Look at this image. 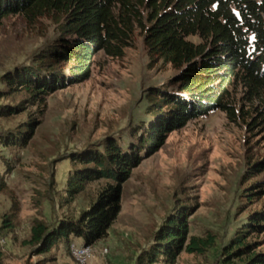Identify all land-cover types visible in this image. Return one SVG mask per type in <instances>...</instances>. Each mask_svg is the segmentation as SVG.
<instances>
[{"label": "trees", "instance_id": "1", "mask_svg": "<svg viewBox=\"0 0 264 264\" xmlns=\"http://www.w3.org/2000/svg\"><path fill=\"white\" fill-rule=\"evenodd\" d=\"M27 24H55L57 39L38 51L28 65L1 78L7 93L23 95L17 104L0 105V118L34 109L19 129L0 135L6 147L25 148L39 125L47 98L89 79L98 52L120 59L143 33L150 68L169 64L177 75L145 92L146 121L130 129L128 142L106 138L100 147L70 155L74 164L65 192L71 200L86 185L104 181L96 200L77 218L62 217L49 226L34 219L23 244L32 254H49L75 239L91 246L103 239L120 211L122 185L133 169L153 155L167 136L189 121L220 111L229 123H242L252 136L264 133V0H0V24L12 16ZM197 37L198 43L188 40ZM243 89L236 102L232 89ZM9 165L0 173V195L7 192ZM264 173V157L248 158L249 183ZM264 180L243 189L245 204L259 202ZM2 218L0 233L13 232L17 206ZM176 207L142 251L136 264H175L178 256L205 255L216 244L212 233L188 236V211ZM189 210V207L187 208ZM264 235V209L247 215L222 247L218 264H264L258 237ZM3 253L0 247V264Z\"/></svg>", "mask_w": 264, "mask_h": 264}, {"label": "rangeland", "instance_id": "2", "mask_svg": "<svg viewBox=\"0 0 264 264\" xmlns=\"http://www.w3.org/2000/svg\"><path fill=\"white\" fill-rule=\"evenodd\" d=\"M57 36L55 24L48 20L30 25L17 15L1 22L0 105L23 99L22 94L1 96L7 93L1 78L28 65L34 54ZM143 38L137 29L133 47L120 59L96 53L87 81L50 95L25 148L0 143V173L7 165L11 168L6 176L7 192L0 195V226L14 203L18 209L14 231L0 233L5 240L2 264H76L66 244L49 254L34 255L23 241L34 219L51 226L62 217L77 218L91 206L105 182L90 183L69 200L65 189L74 166L70 155L98 148L106 138L127 143L130 129L148 119L145 92L166 85L177 75L169 64L148 66ZM188 40L199 42L197 37ZM242 95L240 86L232 89L231 96L238 104ZM33 110L0 118V135L19 129ZM261 157L264 133L253 137L244 124L229 123L220 111L171 132L158 151L133 169L122 185L120 211L106 236L91 245L90 264H136L138 255L152 245L165 218L181 206L188 211V236L212 233L216 244L202 256L182 252L175 264H218L222 247L247 215L264 209V195L252 205L242 200L249 183L264 180L262 173L249 183L244 181L248 158ZM73 241L84 245L81 240ZM258 241L264 250V235Z\"/></svg>", "mask_w": 264, "mask_h": 264}, {"label": "built area", "instance_id": "3", "mask_svg": "<svg viewBox=\"0 0 264 264\" xmlns=\"http://www.w3.org/2000/svg\"><path fill=\"white\" fill-rule=\"evenodd\" d=\"M4 245L5 240L0 237V247H3ZM68 251L76 264H90L93 253L91 246H78L74 241H72L68 245Z\"/></svg>", "mask_w": 264, "mask_h": 264}]
</instances>
